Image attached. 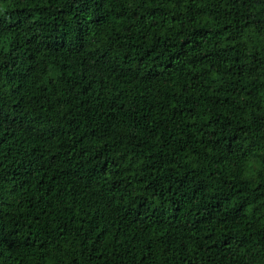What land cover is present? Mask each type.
<instances>
[{"label": "trees", "instance_id": "obj_1", "mask_svg": "<svg viewBox=\"0 0 264 264\" xmlns=\"http://www.w3.org/2000/svg\"><path fill=\"white\" fill-rule=\"evenodd\" d=\"M0 264H264V0H0Z\"/></svg>", "mask_w": 264, "mask_h": 264}, {"label": "clouds", "instance_id": "obj_2", "mask_svg": "<svg viewBox=\"0 0 264 264\" xmlns=\"http://www.w3.org/2000/svg\"><path fill=\"white\" fill-rule=\"evenodd\" d=\"M52 51L54 52V54H58L59 55L60 53L63 52V48L62 47L53 48Z\"/></svg>", "mask_w": 264, "mask_h": 264}]
</instances>
